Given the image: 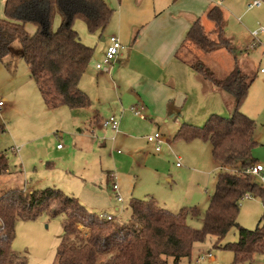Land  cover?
I'll return each instance as SVG.
<instances>
[{"label": "trees", "instance_id": "16d2710c", "mask_svg": "<svg viewBox=\"0 0 264 264\" xmlns=\"http://www.w3.org/2000/svg\"><path fill=\"white\" fill-rule=\"evenodd\" d=\"M56 14L60 20L53 29ZM111 15L104 0H5L0 18V62L16 57L24 61L46 109L88 107L90 101L78 84L92 49L80 42L73 24L80 20L89 33H95L104 30ZM206 19L212 23L217 40H209L197 20L184 43L190 42L204 53L221 49L232 52L223 37L220 7L213 6ZM26 25L34 27L32 35L27 33ZM16 42L17 52L13 49ZM189 65L203 81L233 102L229 118L211 115L201 128L182 126L175 135L176 140L185 142H208L212 158L220 166L202 227L187 225L191 211L170 212L153 198L130 201L126 220L113 217L108 221L57 189L25 193L16 187L0 197V264H23L11 249L15 224L44 213L64 219L54 264H166L168 257L177 264L181 258H189L192 247L206 237L216 238L218 244L237 226L244 196L258 198L264 207V189L246 173L257 163L252 155L255 123L239 111L255 76L244 75L235 66L219 79L201 61H190ZM7 170V155L0 153V175ZM225 249L233 253V264L250 262L255 254L264 255V225L253 231L239 229V241Z\"/></svg>", "mask_w": 264, "mask_h": 264}, {"label": "rangeland", "instance_id": "374dc122", "mask_svg": "<svg viewBox=\"0 0 264 264\" xmlns=\"http://www.w3.org/2000/svg\"><path fill=\"white\" fill-rule=\"evenodd\" d=\"M210 1L213 5H219L224 12V37L229 41L232 52L218 50L219 52L204 53L190 42H185L179 56L191 62H203L218 78L224 77L235 62L240 67L244 63L251 75H255L239 111L255 123L256 146L252 154L254 153L253 156L260 160L261 156L258 154L264 155V34L253 40L250 32L260 27L264 29V2L261 1L260 9H247L254 0ZM240 13L244 15L237 19ZM2 17L3 1L0 0V18ZM58 19L59 16L56 14L53 18V29H56L55 23L59 21ZM203 30L209 40H217L210 23L207 28L203 27ZM26 31L32 35L34 27L26 25ZM252 44L254 48L250 49ZM14 45L13 49L19 48L17 42ZM214 96L213 94L211 97L213 103L215 100V104L219 106L215 114L229 116L227 106ZM0 100L5 103V106L0 108V153H5L8 159V172L0 175V197L8 189L16 187L23 189L25 193L54 188L66 196L76 198L91 213L97 215L109 213L119 216L118 218L122 220L128 218L130 199L128 193H120V187L116 183L117 193L122 200L116 205L112 200L110 188L104 186L103 190H99L90 186L93 181L97 183L98 178H104V171H100L97 158L98 150L82 153L74 147L73 138L77 131L71 128L67 117V114H71L70 109L65 106L51 112L45 109L34 82L29 79L27 66L19 57L0 62ZM195 115L189 112L190 117H196ZM198 121L184 126L201 128L205 122ZM156 132L162 135L164 141L169 130L161 128ZM137 140V147L149 156L148 165H153L155 156H161V164L156 165L159 166L160 172H153L155 175L153 178L152 169L142 168L149 181L146 182L142 173L139 174L133 196L140 199L149 198L151 195L158 196L162 207L173 213L183 207L195 208L199 210V215L189 216L187 225L193 229H200L202 227L200 215L207 207V197L212 194L217 174L210 144L200 140L186 144L185 141L179 140L177 146L188 147L187 152L184 149L170 152V148L164 143L160 152L154 153L152 144H148L140 137ZM56 145L60 146L59 149L62 151L56 152ZM14 147L19 148L17 153L11 151ZM107 149L109 162L115 167L112 177L117 180V169L127 153L117 143H112ZM59 152L66 155L63 161L56 158ZM200 156L207 158V168L198 164ZM127 162V167L131 165L133 171L140 172L141 169H136L132 158ZM258 163L264 166V161ZM188 166L191 170H188ZM167 173L171 176L170 184L163 181L164 174ZM262 175L264 176V172ZM251 180L256 185H261L258 177L251 176ZM124 186L127 187L128 182H124ZM163 201L167 203L162 204ZM115 205L119 207L118 214L113 209ZM63 223V217H49L45 213L33 220L17 221L11 245L12 252L23 264H54L56 250L63 235ZM236 223L237 226L233 227L218 244L216 238L208 236L202 243L192 247L189 258H181L177 264H195L197 256L207 253H210L212 258L200 264H233V253L225 249V246L239 241V229L253 231L264 225L262 202L253 197L242 199ZM166 264H174L173 259L166 258ZM238 264H264V255L255 254L250 262Z\"/></svg>", "mask_w": 264, "mask_h": 264}, {"label": "crops", "instance_id": "0c3cea01", "mask_svg": "<svg viewBox=\"0 0 264 264\" xmlns=\"http://www.w3.org/2000/svg\"><path fill=\"white\" fill-rule=\"evenodd\" d=\"M1 1L4 5L5 0ZM104 2L112 10V15L103 31L89 33L85 24L80 20H76L73 24V30L80 42L92 49V57L78 84L79 89L89 99L90 105L85 108L70 109L71 114H67L71 128L77 131L75 136L73 134V144L82 153L98 150L99 156L97 158L100 171H104V178H98L97 183L93 181L90 186L99 190H103L104 186L107 189L110 188L112 200L116 205L122 201L116 200L112 190V186L117 183L120 187V193H128L130 196L128 205L134 199L147 200L153 198L159 207L164 208L160 204L158 196L151 195L146 199L133 196L135 182L138 181L139 174L142 173L144 180L149 181L142 168L152 169L151 178H153L155 177L153 172H160L159 166L156 165L161 164V156H155L153 157L155 158L153 165H148L149 156L143 153L139 149L140 147H137V138L140 137L147 141V136L158 133L156 130L167 129L169 132L164 141L161 135V145L167 144L170 152L171 150L177 152L179 149H184L187 152L188 147L177 146L179 140L175 139V135L182 126L189 125L190 122L195 120L205 122L211 115H218L215 112L219 106L215 104V100L213 103L211 98L213 94L218 101L227 106L229 116L223 117L231 116L233 109L231 97L215 90L203 81L190 67V61L179 56L180 49L184 45L186 35L192 24L198 20L202 27L207 28L208 23H210L212 30V23L206 19V13L213 6H220L213 5L210 0H104ZM220 9L223 18L224 12L221 7ZM244 13H240L239 17L236 18L240 19ZM58 24L59 21H56V28ZM222 29L224 37V21ZM255 30L257 29L253 31ZM251 32L250 37L252 39ZM260 34L261 37L264 33ZM110 36L118 38L121 45L119 54L110 67L106 66L103 70H97L96 65L101 63L104 58ZM224 39L226 38L224 37ZM250 49H252L251 46ZM14 50L17 52L18 48ZM235 66L242 74L252 76L244 63L240 67L235 62L230 71ZM133 106L142 107L143 118L134 115L131 111ZM189 112L194 115L197 114L196 117H190ZM181 113L182 115H180ZM199 115L200 117H197ZM110 117H115L119 122L116 133L101 126V122ZM196 141L186 142V144ZM112 143H117L127 153L121 159L120 167L117 169V180L112 177L115 167L109 162L110 156L107 149ZM160 150L156 152L153 146L154 153H159ZM58 151H62V149H58L56 145V152ZM65 156L59 152L56 158L63 161ZM258 156H261L259 157L260 160L253 156L256 164H259V161H264V155L258 154ZM131 158L135 162L136 169H141L139 173L133 171L131 165L127 167V160ZM198 159V164L207 168V158L200 156ZM212 161L217 169L213 194L220 166L214 159ZM187 168L191 170L189 166ZM163 181L168 184L171 183L170 173L164 174ZM124 182H128L127 187L124 186ZM211 195L207 197V207ZM166 203L163 201L162 204ZM116 205L113 209L118 214L119 207ZM181 209L191 211L189 216L199 215V210L195 208L183 207L179 210ZM205 211L200 215L202 218ZM105 215L114 218L119 217L109 213Z\"/></svg>", "mask_w": 264, "mask_h": 264}, {"label": "built area", "instance_id": "2783aa9c", "mask_svg": "<svg viewBox=\"0 0 264 264\" xmlns=\"http://www.w3.org/2000/svg\"><path fill=\"white\" fill-rule=\"evenodd\" d=\"M261 6H262V4H261L260 0H254L252 3H250L248 5V9L259 8ZM262 32H264V29L262 27H260L259 29L251 32V35H252L253 39H256L258 37V35ZM253 47H254V44H252L251 48H253ZM120 48H121V45H120L118 38L115 36H110L108 38V47H107L106 52L104 54V58H103L101 63L96 65V69L97 70H103L104 67H106V66L110 67L111 63L118 56ZM2 107H4V102L0 100V108H2ZM131 111L134 113V115L139 116L140 118H143L141 106H134L131 108ZM118 125H119V122L115 117H110V118L103 120L101 122V126L103 128H109L114 133L118 132L117 131ZM146 139H147L148 143H150L154 146V149L156 152H158L160 150L161 144H162V138H161V135L159 133H154L152 135H149L146 137ZM57 148L59 149L60 146H58ZM11 151L17 153V151H19V148L14 147L13 149H11ZM263 172H264V166L261 164H255L254 166L249 168L246 173L249 174L250 176H254L256 178L258 177V179H260V181H261L260 186L264 189V187H263L264 176L262 175ZM112 190L115 194L116 200L118 202L121 201V197L117 193V186L116 185H113ZM250 197L251 196H249V195L244 196V198H250ZM102 217L108 221L112 220V218H113L109 215H102ZM211 258H212V256L210 253L202 254L200 256H197V258L195 260V264H200L201 262H203L207 259H211Z\"/></svg>", "mask_w": 264, "mask_h": 264}]
</instances>
